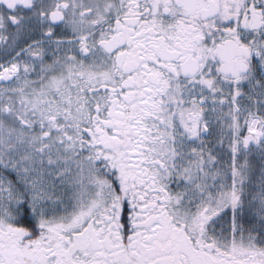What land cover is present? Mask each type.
<instances>
[{
  "label": "snow or ice",
  "instance_id": "1",
  "mask_svg": "<svg viewBox=\"0 0 264 264\" xmlns=\"http://www.w3.org/2000/svg\"><path fill=\"white\" fill-rule=\"evenodd\" d=\"M0 264H264V0H0Z\"/></svg>",
  "mask_w": 264,
  "mask_h": 264
}]
</instances>
